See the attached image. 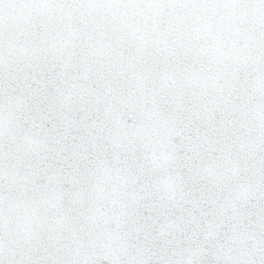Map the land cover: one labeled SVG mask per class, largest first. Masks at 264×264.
I'll use <instances>...</instances> for the list:
<instances>
[{
    "label": "snow or ice",
    "instance_id": "6c2138e0",
    "mask_svg": "<svg viewBox=\"0 0 264 264\" xmlns=\"http://www.w3.org/2000/svg\"><path fill=\"white\" fill-rule=\"evenodd\" d=\"M0 264H264V0H0Z\"/></svg>",
    "mask_w": 264,
    "mask_h": 264
}]
</instances>
